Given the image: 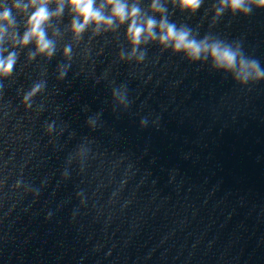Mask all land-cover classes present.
Masks as SVG:
<instances>
[{
  "label": "clouds",
  "instance_id": "obj_1",
  "mask_svg": "<svg viewBox=\"0 0 264 264\" xmlns=\"http://www.w3.org/2000/svg\"><path fill=\"white\" fill-rule=\"evenodd\" d=\"M11 3V9L3 7L0 11V43L5 40L6 34L14 45L20 47L27 46L34 42L36 53L51 57L54 54L55 48L53 41L47 38L46 26L53 17H59L64 9L65 3L73 13L71 23V31L74 37H79L90 25L94 30L99 32L103 26L106 30L111 29L114 23L124 24L127 22L128 27L126 36L133 46V53L140 43L148 40L157 41V35L154 30L159 28L158 43L164 47L171 46L175 52H183L192 60H199L202 56L210 58L216 68L224 69L234 73L235 78L241 83H246L250 79H264V70H261L260 65L255 60H247L240 55L238 49H233L230 46L223 44L220 41L210 42L209 38L197 41L190 38V32L184 29H177L174 24H170L163 18V13L166 9L160 4V0H151L150 9L155 13L161 14L159 23L148 18L144 20L141 16L140 9L133 4L128 6L124 0H103L96 7V0H55L57 7L54 12L48 10L50 0H6V3ZM251 0H220V7L216 10V15L219 16L225 9L236 13L242 12L248 14L251 8L248 6ZM255 6L264 8V0H254ZM173 4L178 6L181 11L195 13L201 7L202 0H173ZM110 9V14L105 16L103 9ZM34 9L30 15L28 10ZM13 10L18 14H23L26 17L25 31L22 37L17 39V33L14 31L16 20L13 16ZM9 29H13L9 33ZM3 51H6L4 49ZM0 51V77H8L12 74L17 63V56L14 52H9L7 56ZM65 55L70 54V49H64ZM30 58L34 59L35 54ZM63 75V74H62ZM42 85H35L23 97V102L30 107L28 102L31 98L41 90Z\"/></svg>",
  "mask_w": 264,
  "mask_h": 264
}]
</instances>
